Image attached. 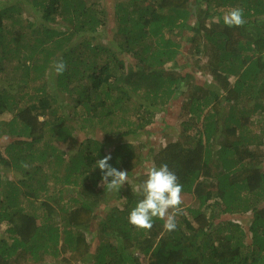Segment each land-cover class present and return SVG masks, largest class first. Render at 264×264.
<instances>
[{
  "label": "trees",
  "instance_id": "1",
  "mask_svg": "<svg viewBox=\"0 0 264 264\" xmlns=\"http://www.w3.org/2000/svg\"><path fill=\"white\" fill-rule=\"evenodd\" d=\"M85 2L0 0V264H264V0ZM109 153L119 191L98 186ZM146 161L194 199L174 231L128 222Z\"/></svg>",
  "mask_w": 264,
  "mask_h": 264
},
{
  "label": "clouds",
  "instance_id": "2",
  "mask_svg": "<svg viewBox=\"0 0 264 264\" xmlns=\"http://www.w3.org/2000/svg\"><path fill=\"white\" fill-rule=\"evenodd\" d=\"M35 15L42 16L41 13ZM38 19L41 21L40 25L55 26L52 22L43 20L42 17H38ZM223 22L228 27L243 26L246 22L243 9L231 8L223 16ZM66 67L67 65L62 58L53 64L56 74H63ZM111 159L112 156L109 153L95 163V167H98L102 172L98 186L105 187L109 191H119L126 183L128 172L110 165ZM144 168L146 179L139 186L142 198L130 211L127 217L128 222L135 228L150 230L153 227L154 219L159 218L164 221L163 226L166 231H174L177 228V217L184 214V210L181 208L183 185L179 183L177 175L170 170L166 163L155 166L146 161Z\"/></svg>",
  "mask_w": 264,
  "mask_h": 264
},
{
  "label": "rangeland",
  "instance_id": "3",
  "mask_svg": "<svg viewBox=\"0 0 264 264\" xmlns=\"http://www.w3.org/2000/svg\"><path fill=\"white\" fill-rule=\"evenodd\" d=\"M94 0H86V2H85V4H87V5H92V2H93ZM102 4H103V2L102 1H100ZM30 5H35V4H33V3H29V6ZM105 5V4H104ZM19 7H21V5H19ZM111 6H109L108 7V9L110 8ZM30 17V19H31V23L33 22V23H35V24H37L38 26L40 25V23H41V21L38 19V17L39 18H41L42 16L41 15H33V16H28V18ZM28 18H26V19H23V23L26 25L28 22H29V19ZM31 23L29 24V28L27 29V31H26V35H27V38L28 39H32V37L33 38H35V37H37L38 36V32H37V30L36 29H34L33 28V26L31 25ZM39 23V24H38ZM53 72H54V75H53ZM47 77H49V79H55L56 77L59 79V75L57 76V74L55 73V71H49V73H47ZM56 78V79H57ZM30 82V85H32L33 86V80H31V81H29ZM4 83H3V81H1L0 80V85H3ZM5 86H7L6 84H4V86H0L3 90H5V89H9V88H6ZM12 92V91H11ZM28 92L30 93V94H35V87H32V88H30V89H28ZM24 94V93H23ZM25 99H28V97H26ZM23 104V103H22ZM155 120L157 121L155 124H153L151 127H150V133H147L148 134V137H149V139H155L156 141H161L162 139H163V137L165 136L163 133L165 132V131H161V127L160 126H162L163 125V122H164V120L166 119V118H164V116L163 115H156L155 116ZM167 120H169L170 122H171V127L174 129V130H176V132H177V128H175V127H178V125H177V123H176V120L174 119L173 120V118L172 117H169V116H167ZM173 121H174V123H173ZM97 126L98 127H95L94 128V131H89V130H86L85 131V137L86 136H90V137H99V136H103L104 137V134L102 133V132H100V130H96L97 128L98 129H100V126L97 124ZM157 126L158 127H160L159 129L157 128ZM162 129H163V127H162ZM167 129V128H166ZM83 133V132H82ZM82 133H80L79 135H80V137H82L83 136V134ZM159 133V134H158ZM151 134V135H150ZM160 134H161V137H160ZM156 136V137H155ZM84 137V138H85ZM159 137H160V139H159ZM84 138H82L81 140H83ZM137 139H138V137H136ZM129 138H127V140H128ZM133 139H134V141L136 142V143H138V140L137 139H135L134 137H133ZM137 177V176H136ZM54 187L53 186H51V192H53L54 191ZM44 194H46L47 195V191L44 193ZM47 197H45V196H43L40 200H38L39 202H37L36 204L37 205H39V203H40V201H42L43 199H46ZM193 201H194V199H192V198H188L187 199V206L184 208V211H186V213L188 212V208H191V207H193L194 206V203H193ZM96 214H97V212H96ZM249 217H247L245 220H243V219H237L238 221H239V223L242 225V227L245 229V230H247L248 231V226L252 223V218H250V214L248 215ZM226 218H233V217H231V216H229V215H222V217L220 216V217H216V220H215V222L217 223L218 222V220L220 219H226ZM233 220H235V218L233 219ZM5 226H1L0 227V233H2L4 230H5ZM61 229H63V228H61ZM89 234H91L89 231H88V235ZM96 239H97V237H96ZM95 239V240H96ZM88 240H89V242H91V240H92V237L91 236H88ZM94 243H96V241H94ZM217 244H219V242H217ZM71 257V253H69V254H67V256H66V259H68V258H70ZM54 263L53 264H55V263H57V264H68V263H65L64 262V260H62L61 258H58V259H54V260H52ZM77 264H91V263H89L87 260H81V261H79V262H77Z\"/></svg>",
  "mask_w": 264,
  "mask_h": 264
}]
</instances>
